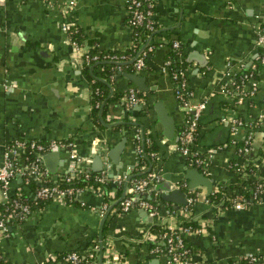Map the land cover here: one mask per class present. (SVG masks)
<instances>
[{
    "label": "crops",
    "instance_id": "0c3cea01",
    "mask_svg": "<svg viewBox=\"0 0 264 264\" xmlns=\"http://www.w3.org/2000/svg\"><path fill=\"white\" fill-rule=\"evenodd\" d=\"M69 1L0 0V161L4 147L15 139H71L78 155L89 157L90 170L95 153L109 151L124 137L118 157L121 163L105 155L100 170L111 185L126 176V188L127 178L136 168L137 172L143 169L137 165L144 155L142 144L152 141L154 150L145 153L149 162L143 166L145 170L158 169L159 179L147 185L141 195L154 204L156 213L149 215L135 203L126 211L119 210L120 198H113L112 190L107 194L109 200L104 201L102 189L76 186L70 201L49 200L32 207L22 221L9 219L7 234L0 236L3 257L22 264H68L60 259L61 254L72 250L81 253L96 244L97 264H161L163 257L152 250L150 225L174 224L176 217L171 210L185 202L163 197L166 191L160 185L168 181L164 177L167 173L173 187L184 193V200L189 192L198 193L191 216L198 220L201 231L185 236L194 260L199 264H250L249 254L264 259V193L254 198L251 192L242 208L224 209L205 200L219 185L236 180L234 169L238 162L244 164L237 148L247 134L250 153L257 148L264 151V65L256 79L249 76L240 87L233 85L234 73L254 66L258 49L264 52L255 44L256 29L264 22V0H156L154 45L144 67L119 69L110 81L111 89L131 87L145 97L132 106L127 105L125 95L109 102V117L127 116L136 123L127 133L110 129L111 122L95 123L89 116L88 80L82 71L81 52H76L60 27L62 21L69 22L87 37H95L100 49L122 50L133 44L127 0H71L70 5ZM167 38L180 43L174 48L175 60L180 61L183 54L186 61L184 68L176 70L177 76L185 80L192 100L205 101L193 140L197 162L174 148L185 113L174 94L176 82L169 74ZM165 59L169 65L163 70ZM123 72L142 76L147 89H138ZM156 100L172 119L171 137L163 134L156 119ZM233 117L242 124L232 135L229 119ZM136 128L141 155L133 143ZM66 149L40 153L41 165L53 180L70 173L73 161ZM192 169L207 178L209 188L199 183L202 178L196 180ZM34 182L29 186L15 176L9 183L10 195L23 190L32 198L34 186L39 184ZM103 202L107 207L101 210Z\"/></svg>",
    "mask_w": 264,
    "mask_h": 264
},
{
    "label": "built area",
    "instance_id": "2783aa9c",
    "mask_svg": "<svg viewBox=\"0 0 264 264\" xmlns=\"http://www.w3.org/2000/svg\"><path fill=\"white\" fill-rule=\"evenodd\" d=\"M156 0H127V24L128 27L133 29L135 26H143L146 30L153 31L154 29V5ZM72 1H69V5ZM69 22L62 21L60 27L63 31L66 32L69 29ZM133 33L136 34L137 30H133ZM134 40V39H133ZM68 41L72 44L76 52H83L82 46L78 45L76 42L70 40ZM179 41L177 39L171 40V45L173 48L179 47ZM255 44L261 48H264V22L259 25L256 29ZM144 47H138L135 49V56L133 59V67L135 70H139L144 66V59L148 53L152 50V45L150 40L147 37L145 42L142 44ZM80 53V54H81ZM96 55L88 56L85 54V60L95 59ZM126 57L125 54H120L118 60L122 61ZM259 60L264 63V55H259ZM169 65V59H165L161 65V69L166 70ZM117 70L120 69V65L116 66ZM171 75L173 78H179V81L174 83V94L181 106V109L185 113L183 120V125L177 133V141L174 145L175 150L179 151L182 155L187 156L188 160L191 162H197L199 154L195 148L193 140L195 138L196 129L198 125V117L205 105L204 100H192L191 91L187 88L186 82L182 77H178L176 71H172ZM249 74H244L243 77L248 78ZM221 89L225 90L223 83H220ZM125 99L127 105H135L141 99L136 95L133 88L128 87L126 89ZM96 103L95 105H97ZM230 131L233 134L236 133L238 127L242 124L241 120L233 117L229 119ZM135 138L140 140L139 130H135ZM234 141V140H233ZM56 148H67L68 156L72 159L71 170L69 174L59 176L58 181H63L64 183H69L74 177H79V172L84 177H88L93 171L89 170V157L80 156L75 151L73 146V141L71 139H60V140H49L47 142H41L38 140H25V139H15L8 145H6L2 152V157L0 161V194L2 201L0 205V236L6 235L8 232V221L9 219H14L15 221H22L23 218L30 212V202L21 201L16 197H10L9 192V183L11 179L15 176H20L24 184H28V181L37 180L39 182L33 189L32 198L56 200V201H70L73 198L74 191L77 190V187L72 185H59L58 183H47L45 182L46 176L48 175L45 169L42 167L40 162V153L48 149ZM136 152L140 155L141 147L137 143L135 145ZM25 150L34 153V159L31 162L18 163L20 153ZM252 150L250 145V134H247L243 139L240 146H238L237 151L241 153H249ZM149 155H153L149 153ZM263 165L264 170V156L262 157L260 163ZM143 169V174L141 176H130L127 178V187L124 188L123 194L120 197L118 204L119 209L126 211L129 206L135 203L136 206L144 208L148 211L149 215H154L156 213L154 204H152L148 199L144 198L141 193L145 190L147 185L157 181L159 179L158 169H148L145 170L144 166H141ZM140 167V168H141ZM242 164H237L236 169H240ZM97 173L92 175L93 181L97 182L95 185L96 189L100 190L101 182L106 180L104 170L96 171ZM126 176L120 177L114 182L123 181ZM41 182V183H40ZM260 193H264V174L258 180L257 185L253 188L252 196L257 198ZM198 198V193L189 192L185 196V202L171 210L173 214L175 213H184L187 214L190 211V204ZM209 200L211 203L212 199ZM245 200L240 198H231L229 203L221 206V208H242ZM82 203V202H81ZM213 204H216L214 202ZM218 206V205H217ZM107 207L106 202H103L101 205V210H104ZM164 225V229L159 236L154 235V241H157L163 246L154 245L152 250L155 255H161L163 260L161 264H199L198 261L192 258V252L188 247L185 246L184 240L185 236L190 232L201 231V228L195 227L191 228L190 226H177L176 221L174 224L168 223H159ZM97 255V245L93 244L88 247L83 252H76L74 250L65 252L60 255V259L68 264H97L96 262ZM0 258L6 260L1 252L0 248ZM247 260L250 264H264V259L255 254H249ZM18 264V263H14Z\"/></svg>",
    "mask_w": 264,
    "mask_h": 264
},
{
    "label": "trees",
    "instance_id": "16d2710c",
    "mask_svg": "<svg viewBox=\"0 0 264 264\" xmlns=\"http://www.w3.org/2000/svg\"><path fill=\"white\" fill-rule=\"evenodd\" d=\"M133 30H137V33L134 34ZM152 34L153 31L146 30L145 28H143V26L140 25L135 26L132 29V39H134L132 40L133 41L132 45L122 50H116V49L103 50L98 47L95 37L89 38L84 34V32L80 27L75 25H69V29L67 31V37L70 40L76 42L78 45L85 47L84 51L80 54L81 66H82V71L84 72L88 80L89 101H90L89 116L93 121H95V123L101 125L103 123L111 122L110 129L117 131H124L126 133L131 132V130L136 127V123L130 117L126 116V117H121L119 119H114L108 116L109 102L113 100H117L120 98V96L126 94V90L123 91L122 89L119 88L111 89L110 81L118 74L116 73V71H118L116 68L117 65H120V70H127V71L134 70L133 59L135 56V49H137L138 47H144L142 44L145 42L147 37L150 40V44L153 46L154 41L151 38ZM167 40L168 41L166 43L169 46V50L166 58L170 59L169 74L173 82H177L178 78L176 77L173 78L171 76V71L181 70L180 69L181 67L182 68L185 67L186 61L183 58V54H182V59L180 61L175 60V54L177 53V50L172 48L171 46L172 38H167ZM257 53L258 54L256 55V58L253 60L254 66L241 68V70H238L234 73L233 75L234 86L237 85L238 87H240L243 84V82L245 81V77H243L244 74H249L250 77L255 79L258 77L257 71L262 65H264V63L259 60V55L262 54L264 55V52L261 49H258ZM85 54H87L88 56L96 55L97 57L95 59H90L86 61ZM120 54L126 55V57L122 61L118 60L119 59L118 56ZM109 92L110 94L108 95ZM135 93L141 100L143 99L145 101V97L140 91H135ZM96 103L98 104L95 105ZM133 143L134 146L137 143L141 146L140 140L136 138H134ZM151 150H154V144L152 141L150 142V144H145V143L142 144V151H144V155L143 153L142 155L140 154L141 156L139 157V161L137 165L143 166L148 164L149 161L147 157H145V153ZM250 152L242 153V155L240 152L239 157L240 159H243L244 164L242 165V167H240V169L239 168L234 169V171L236 172V180L230 184L219 185L215 190L211 191L210 199L216 202L218 206L221 207L228 204L231 198H240L247 200L251 196V192L253 191V188H255L259 178H261L262 175L264 174L263 165L259 164L262 157L264 156V151H261L260 148H257L254 153H250ZM33 159H34V153L25 150L24 152L20 153L18 163L31 162L33 161ZM137 169H139V167L136 168L135 173H133L131 176H141L143 174V171L137 172ZM81 173L82 172H79L78 178L74 177L73 179H71L72 181H70L67 184L64 183L63 181H58V179L53 180L54 178L51 176V174H48L46 176L45 182L50 184L58 183L59 185H63V186L72 185L74 187L84 186V185L86 186L97 185V182L93 181L92 179V175L97 173L96 171H93L88 177H84ZM243 175H247V176L243 177ZM34 184L35 182L33 180L30 179L28 181L29 186H33ZM112 184L113 185H111V181L109 180H105L104 182L100 183V186L102 187L104 201L109 200L107 198V194L111 190L113 191L112 193L113 198H118L123 193L124 190L123 181H119V182L116 181L115 183L113 182ZM16 196L21 201L30 202V208L39 207L42 203L47 201V199L28 198L23 190H21V192L19 193L10 195V197H16ZM189 207H190V211L187 214L175 213L177 226H183V227L190 226L191 228L200 226L198 220L196 218H192L193 216H191L192 211L194 210V204L193 203L190 204ZM0 208H2V205H0ZM169 208L171 209L170 206ZM163 230H165L163 224L153 223L150 225V231L154 233L156 237L159 236ZM156 244L164 247V244H160L157 241H153L152 245L154 246ZM184 244L191 251V248L190 246H188L186 240H184ZM14 263L17 262L3 260L0 258V264H14ZM18 264H22V263H18Z\"/></svg>",
    "mask_w": 264,
    "mask_h": 264
},
{
    "label": "water",
    "instance_id": "95a60500",
    "mask_svg": "<svg viewBox=\"0 0 264 264\" xmlns=\"http://www.w3.org/2000/svg\"><path fill=\"white\" fill-rule=\"evenodd\" d=\"M123 74L126 77H128L135 84V86L138 89H140V90H146L147 89L146 85H144V83H143L142 76H140L139 74H137L135 72H123ZM153 106H154V109H155V112H156V119L163 126V129H162L163 134L166 137H171L172 134H173V126H174L171 117H169L166 114V112L163 109V106H162L160 100L154 101L153 102ZM98 113H99V111H98ZM124 140H125L124 137L122 139H120L119 142H117L115 145L110 147L109 151L104 150V151H101V153L100 152L95 153L92 156V159H91V162H90V170L91 171H99L102 168L101 159H104L105 155L106 156L108 155L112 159L113 162L120 164L121 162H120L118 157H119L121 149H122V147L124 145ZM51 152L54 153V152H57V150L51 151ZM102 153H105V154H102ZM148 169H149V167L146 170H148ZM190 171L192 173H196L197 174L198 178H196V180H198V179L200 180L202 178L199 183H202L203 185H205L208 188L210 187V183L208 182L207 178L204 177L200 172L196 171V169H194V170L192 169ZM164 177H166L168 181H164V183L163 184L161 183V185H160L161 188L166 191V193H164L163 197L165 199L171 200L173 202H181V203L184 202L185 201L184 200V193H182V191H180V189L173 187L172 182H170L169 179H168L169 175L167 173L164 174ZM186 177H190V175H187ZM190 185H191V187L193 186L192 183H189V186ZM142 213L146 214L145 211H142ZM148 219H150V218L148 217Z\"/></svg>",
    "mask_w": 264,
    "mask_h": 264
}]
</instances>
